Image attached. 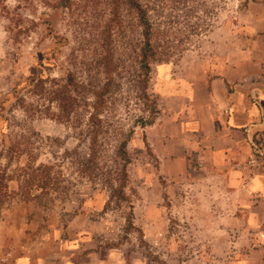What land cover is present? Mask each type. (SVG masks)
Returning <instances> with one entry per match:
<instances>
[{
	"label": "rangeland",
	"instance_id": "1",
	"mask_svg": "<svg viewBox=\"0 0 264 264\" xmlns=\"http://www.w3.org/2000/svg\"><path fill=\"white\" fill-rule=\"evenodd\" d=\"M137 1L159 47L149 99L138 67L141 28L128 0H71L68 8L59 0H0V173L11 179L7 187L14 193L0 209L4 246L14 244L18 254L41 241L45 264L257 261L264 257V234L245 231L238 196L229 199L221 187L187 172L170 178L143 143L146 128L136 122L147 117L153 100L171 105L175 80H197L204 68L214 67L211 77L219 67L232 68L236 79L260 80L264 0ZM109 56L111 69L105 70ZM69 74L85 85L80 97L89 105L94 92L106 89L99 158L104 172L115 169L116 146L134 130L126 192L136 230L129 235L128 209H105L109 189L103 178L90 181L78 169L88 153L90 108L81 103L68 118L48 94ZM41 78L53 81L45 91ZM29 164L52 166L57 181L46 190L28 189L23 170Z\"/></svg>",
	"mask_w": 264,
	"mask_h": 264
},
{
	"label": "crops",
	"instance_id": "2",
	"mask_svg": "<svg viewBox=\"0 0 264 264\" xmlns=\"http://www.w3.org/2000/svg\"><path fill=\"white\" fill-rule=\"evenodd\" d=\"M213 69L204 68L197 80L174 81L171 105L160 101L146 140L170 178L187 172L204 185L221 187L229 199L238 196L245 231L264 234V68L260 80L236 79L232 68L219 72V67L211 77ZM4 236L0 228V264H45L41 241L16 254L14 244L4 246ZM240 264H264V257Z\"/></svg>",
	"mask_w": 264,
	"mask_h": 264
},
{
	"label": "trees",
	"instance_id": "3",
	"mask_svg": "<svg viewBox=\"0 0 264 264\" xmlns=\"http://www.w3.org/2000/svg\"><path fill=\"white\" fill-rule=\"evenodd\" d=\"M70 1L71 0H59L58 4L62 8H68ZM128 2L131 8H133L136 12L141 28L142 42L139 48L138 67L141 76L143 77V94L149 99L147 89L151 78V64L152 60H156V54L159 50V47L153 39V27L146 9L137 0H128ZM104 62L105 70L106 68L107 70H110L112 64L111 56L104 58ZM40 82L41 91H45L44 85L46 83L51 85L53 81L49 78H41ZM83 89H85V85L75 81L72 75L69 74L64 85L57 86L54 84V86L51 87V90H49L48 94L55 102L59 104L62 113L68 118L71 114L76 113L77 110L81 108V103H84V106L86 105L88 108H90L87 117V121L90 125V131L88 135V153L85 157H83L78 169L79 172L85 176L84 178L87 177V179L90 181L94 180L96 177L103 178L102 183L109 189L108 201L105 209L112 205H115L117 208L124 207L128 209V213L124 217V232L126 235H129L131 231L136 230L134 224L132 200L126 192L129 179L127 167L132 162V159L127 151V147L134 136V130L131 129L126 137L116 146L114 153L119 162L116 163L115 169L109 171L106 170L104 172L100 167L99 158L103 148L100 138L102 135L106 134V129L101 119L105 108L104 96L106 89L103 87L99 89V91L93 93V103L91 105H89L86 100L83 101L82 97H80L81 92L84 91ZM159 113L160 111L158 109L157 102L154 100L151 101V105L147 111V117H141L138 119L136 122L137 126H139L141 129L152 126ZM143 143L145 147L149 149L146 136H143ZM11 158L12 155H10L9 159ZM52 170L53 167L48 165H27L23 170V177L26 178L25 183L28 185V189L29 186H32L39 187L41 190H46L51 185H53L54 182L57 181V178H55ZM10 180L11 179H9L6 174L0 173V209L6 200H8L11 195H14V193L8 191L7 182ZM28 189L25 191V196L23 195L26 199L29 198Z\"/></svg>",
	"mask_w": 264,
	"mask_h": 264
}]
</instances>
